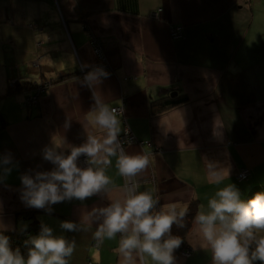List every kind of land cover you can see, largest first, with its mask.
I'll return each instance as SVG.
<instances>
[{"label":"crops","instance_id":"1","mask_svg":"<svg viewBox=\"0 0 264 264\" xmlns=\"http://www.w3.org/2000/svg\"><path fill=\"white\" fill-rule=\"evenodd\" d=\"M248 2L0 0V156L13 158L9 175L0 170V224L9 229L3 233L23 230L30 237L43 223L55 235L75 240L70 264H119V236L97 247L95 225H82L86 230L81 232L60 228L61 221L79 222L93 207L106 206V196L53 205L51 215L26 207L20 198L23 174L53 168L42 158L46 146L63 138L80 145L86 130L101 134L91 124L92 92L82 86L86 72L99 64L90 35L100 40L112 70L98 91L110 107L122 109V129L135 139L125 150L151 161L139 178L140 191H152L158 207L175 204L179 210L197 201L199 211L230 183L244 201L259 190L264 182V78L255 66L244 67L257 65L254 49L252 59L242 52ZM175 26L183 34L176 40L170 36ZM84 65L89 67L81 71ZM34 84L46 88L36 107L25 108L22 100L34 93ZM164 101L176 103L158 111ZM211 167L229 169V178L220 185L211 182ZM243 167L251 170L247 181L237 179ZM107 174L117 187L123 185L115 158ZM34 220L36 231L30 228ZM196 227L193 221L184 248L175 251L177 264H212L210 250L198 245Z\"/></svg>","mask_w":264,"mask_h":264},{"label":"clouds","instance_id":"2","mask_svg":"<svg viewBox=\"0 0 264 264\" xmlns=\"http://www.w3.org/2000/svg\"><path fill=\"white\" fill-rule=\"evenodd\" d=\"M88 65H84L81 71ZM110 76L101 66L91 67L83 77L82 86L92 92L94 112L91 124L100 135L86 130V140L71 145L63 138L42 150L43 160L51 163L50 171L23 174L20 198L26 207L43 210L51 215L53 205L78 200L81 203L96 195L107 197L103 207H93L82 215L79 222L61 221L66 232L86 230L82 225H95L93 239L99 247L106 239L119 236L116 253L119 264H177L175 251L184 240L172 232L173 226L185 228L188 208L179 210L175 204L158 207L160 200L152 191H140L139 178L151 165L148 155L129 153L120 140L122 109L110 107L98 91L99 85ZM68 123L65 127H68ZM86 158L87 166L81 167L79 158ZM115 168L123 185L117 187L108 169ZM10 153L0 156V170L7 176L12 171ZM227 168H210L209 180L220 185L229 178ZM117 195L113 196L112 193ZM195 235L201 249L211 252L212 264H264V193L251 199H241L235 184L216 190L208 199L206 208L201 206L194 217ZM9 230L0 224V264H70L76 249L75 240L55 235L52 227L41 224L39 233L25 241L27 254L10 245L3 232ZM195 247V246H194Z\"/></svg>","mask_w":264,"mask_h":264},{"label":"rangeland","instance_id":"3","mask_svg":"<svg viewBox=\"0 0 264 264\" xmlns=\"http://www.w3.org/2000/svg\"><path fill=\"white\" fill-rule=\"evenodd\" d=\"M248 27L243 39V53L247 54L250 59L255 57V62L257 65H252L250 62L244 67L255 66L257 73L262 74L264 78V0H249L248 2ZM254 49L253 56L250 55ZM259 190L250 192L248 198L249 200L256 193H264V182L259 186Z\"/></svg>","mask_w":264,"mask_h":264},{"label":"built area","instance_id":"4","mask_svg":"<svg viewBox=\"0 0 264 264\" xmlns=\"http://www.w3.org/2000/svg\"><path fill=\"white\" fill-rule=\"evenodd\" d=\"M182 28L181 27H171L170 28V36L172 39H180L182 37ZM89 42H90V45L93 49V52L94 54L96 55V57L98 58L99 60V64L97 66H101L104 68V70H106L108 73H112V70L109 66V64L107 63L104 55H103V48H102V45H101V42L100 40L95 37V36H92L90 35V38H89ZM15 83L14 82H10L9 86L12 88V87H15ZM45 85L44 84H34L33 85V90H34V93L30 96H27L25 98H23L22 100V105L23 107L25 108H33V107H36L38 102H39V97L40 95L42 94V92L45 90ZM118 109H121V108H118ZM120 140L122 142H124V145L125 144H131V143H134L135 142V139L134 137L131 135V133L129 131H127V134H123L121 137H120ZM79 164L82 166V167H85L87 166L86 164V158L84 156H81L79 158ZM250 172L251 170L247 167H243L239 170V173L237 174V179L239 181H244L248 178V176L250 175ZM182 255L183 256H188L189 255V251L187 250H184L182 252ZM87 264H92L91 262H87Z\"/></svg>","mask_w":264,"mask_h":264},{"label":"trees","instance_id":"5","mask_svg":"<svg viewBox=\"0 0 264 264\" xmlns=\"http://www.w3.org/2000/svg\"><path fill=\"white\" fill-rule=\"evenodd\" d=\"M11 90L14 89V87L10 88ZM16 90H19L20 87L15 88ZM22 89V88H21ZM26 89V88H23ZM176 103V102H175ZM174 102H170V101H164L163 104L161 105L162 107H160V110L158 111H163V110H167L171 107H173V105H175ZM180 103V99L177 101L176 104ZM154 108V105H153ZM251 176V172L250 175L248 176V178L245 180H249ZM198 202L197 201H192L188 208V215L185 219V228L180 229L177 228L175 225L173 226L172 232L174 235H179L183 238L184 242L183 244L180 246L179 249H177V251H182V249L184 248L185 245V239L187 234L189 233L191 226L193 224L194 221V217L197 214L198 211V207H197ZM30 228L32 231H36L39 228V224L36 220H34L31 224H30ZM4 235L8 236L10 239V245L11 247L15 250L16 248H19L22 252V254L26 255L27 254V248L25 247V241L29 238L27 236V234H25V231H14V232H7V233H3ZM254 264H260L259 261L254 262Z\"/></svg>","mask_w":264,"mask_h":264}]
</instances>
